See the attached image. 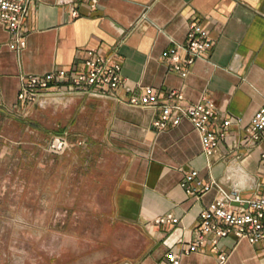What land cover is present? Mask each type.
<instances>
[{
	"label": "crops",
	"instance_id": "1",
	"mask_svg": "<svg viewBox=\"0 0 264 264\" xmlns=\"http://www.w3.org/2000/svg\"><path fill=\"white\" fill-rule=\"evenodd\" d=\"M75 10L79 18L72 17ZM193 21L209 32L214 47L183 77L163 61L162 53L187 43ZM23 28L27 45L16 52L0 22V111L36 103L23 105L18 100L25 76L70 70L85 58L86 50L96 49L117 54L122 78L131 87L176 91L189 105L211 98L218 117L243 120L229 128L218 154L208 158L188 120L158 132L153 122L159 110L128 105V93L121 88L116 93L122 101L73 95L66 105L72 113L68 129L87 143L74 148L80 153L78 197L72 210L56 216L59 253L46 264H168L167 254L180 252L181 242L194 240L200 212L221 196L216 187L199 200L188 196L180 183L189 170L228 192L232 181L227 169L238 164L253 177L251 186L242 190L244 198L264 187L259 159L264 143L247 144L244 131L264 107V0H100L93 11L81 2L40 0ZM78 65L79 71L84 69ZM85 185L94 188L87 190L89 198L94 199L96 191L103 194L98 202L102 205L104 200L105 209L82 213L78 203ZM164 215H173L180 223L156 225ZM219 245L229 254L225 264H264V242L250 244L229 236ZM181 261L219 264L211 247Z\"/></svg>",
	"mask_w": 264,
	"mask_h": 264
},
{
	"label": "built area",
	"instance_id": "2",
	"mask_svg": "<svg viewBox=\"0 0 264 264\" xmlns=\"http://www.w3.org/2000/svg\"><path fill=\"white\" fill-rule=\"evenodd\" d=\"M38 1L0 0V22L7 29L9 47L16 52L22 51L27 45L23 21ZM99 1L59 0V3L65 5L81 2L88 4L93 11ZM80 16L77 10L72 13L73 18ZM187 33V43L176 44L162 53L163 61L183 77H187L189 67L195 64V60L209 56L214 47L209 32L200 23L191 22ZM116 55H105L96 49L86 50L85 58L74 63L70 70L57 69L44 75L25 76L18 100L27 105L40 100L44 102L54 95H88L122 101L116 93L121 88L128 93V99L125 100L128 105L159 110L153 122V129L158 132L177 127L183 120H188L195 132L199 133L203 153L208 158L218 154L220 144L229 136V128L242 124L240 117H218L217 105L211 98L204 97L196 105H189L183 101V95L176 91L165 93L150 86H129L122 78L123 67ZM79 63L84 65L81 71L77 69ZM244 131L247 144L264 143V107L253 114ZM68 148L67 137L57 134L51 140L48 150L56 155L64 153ZM259 159L264 166V150ZM180 187L196 200L214 190V187L221 191V196L200 212V221L193 230L194 240L187 245L181 242L180 252L173 250L167 254L168 264H181L182 258L207 247L217 253L219 264H225L229 254L223 252L219 243L229 236H235L238 240L245 239L250 244L264 242V187L259 188L254 196L244 198L242 191L234 190L233 187L225 192L215 181H204L194 169L185 173ZM179 223V218L173 215L160 216L155 221L156 225Z\"/></svg>",
	"mask_w": 264,
	"mask_h": 264
},
{
	"label": "rangeland",
	"instance_id": "3",
	"mask_svg": "<svg viewBox=\"0 0 264 264\" xmlns=\"http://www.w3.org/2000/svg\"><path fill=\"white\" fill-rule=\"evenodd\" d=\"M72 96L54 95L25 109L0 111V264H46L59 253L56 216L72 210L78 197L80 153L74 148L87 143L68 129L72 113L66 105ZM57 130L69 148L54 155L48 148ZM92 189L83 187L82 213L105 209L104 200L98 202L103 194L96 191L89 198Z\"/></svg>",
	"mask_w": 264,
	"mask_h": 264
},
{
	"label": "clouds",
	"instance_id": "4",
	"mask_svg": "<svg viewBox=\"0 0 264 264\" xmlns=\"http://www.w3.org/2000/svg\"><path fill=\"white\" fill-rule=\"evenodd\" d=\"M228 179L232 181L234 190L242 191L251 186L253 177L250 172L241 165H234L227 169Z\"/></svg>",
	"mask_w": 264,
	"mask_h": 264
},
{
	"label": "trees",
	"instance_id": "5",
	"mask_svg": "<svg viewBox=\"0 0 264 264\" xmlns=\"http://www.w3.org/2000/svg\"><path fill=\"white\" fill-rule=\"evenodd\" d=\"M57 133H58V134H61V133H63V131H59V130H57Z\"/></svg>",
	"mask_w": 264,
	"mask_h": 264
}]
</instances>
